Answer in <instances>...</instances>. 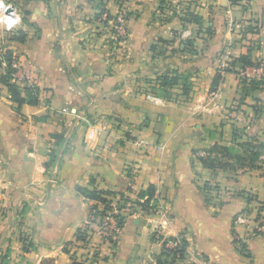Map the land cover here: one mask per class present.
Listing matches in <instances>:
<instances>
[{
    "label": "crops",
    "instance_id": "crops-1",
    "mask_svg": "<svg viewBox=\"0 0 264 264\" xmlns=\"http://www.w3.org/2000/svg\"><path fill=\"white\" fill-rule=\"evenodd\" d=\"M178 1L203 18L201 29L154 20L159 2L132 0L123 54L102 32L99 1L22 3L18 30L27 38L7 49L28 61L26 84L39 88V103L19 108L0 80V263L156 264L164 242L180 236L188 247L175 264H264V231L253 234L257 216L264 226V149L256 167L236 171L201 159L221 157L219 145L264 144V86L246 95L233 64L246 54L264 60V0ZM106 7L116 16L121 6ZM224 65L236 72L212 92ZM165 75L179 79L169 98L152 93ZM150 185L155 213L126 215L115 243L97 222L88 244L76 240L94 204L80 188L136 199Z\"/></svg>",
    "mask_w": 264,
    "mask_h": 264
},
{
    "label": "trees",
    "instance_id": "trees-1",
    "mask_svg": "<svg viewBox=\"0 0 264 264\" xmlns=\"http://www.w3.org/2000/svg\"><path fill=\"white\" fill-rule=\"evenodd\" d=\"M232 3H235L238 0H230ZM100 10L96 15L97 19H101V15L105 12H107V8L105 6V3L99 4ZM189 19H185V23H193L196 24L199 29L203 27V18L194 13L189 12L188 14ZM114 18L116 20V17H113L109 14V20ZM206 32L209 36L214 35V30L211 27H206ZM248 30L250 32H257L258 28L254 26H249ZM198 31V30H197ZM27 38V34L22 30H17L14 34H12L10 41H17V42H24ZM163 41V40H162ZM182 44L186 46H193L194 39L193 38H187L182 40ZM156 46H152V50H155ZM6 60L8 61V69L7 72L0 78L1 82L5 84L11 94V99L14 101L18 107L20 108L24 104H31L36 105L39 103V88L36 86H25L20 87L17 83L12 82V68H11V60H12V51L7 50L6 51ZM264 61V60H262ZM260 60H253L250 54L241 55L239 58L234 60V65L236 62H239L241 64L242 69L246 67H254L259 66L261 64ZM236 72L235 68L232 66H228L225 69L219 68L213 83L211 91L215 92L218 87L220 86L223 75L226 72ZM158 87L152 88V93H154L157 96H162L165 98H169L170 96V88H172L174 85L178 82L177 76H161L158 78ZM243 91L247 92L246 95L249 93V91H253L256 89H259L264 86V80H257V79H251L250 81H243ZM160 90L156 91V90ZM23 92L25 95H23ZM183 93L188 94L189 88L187 85H184L183 87ZM241 152L236 151L235 149L226 147V146H216L215 152L218 154H221V157H203L202 162L209 168L217 169V168H223V169H233L236 171L237 168L241 167H256V162L258 163L259 157L261 154L260 149H264V144L256 142L255 139L246 141L244 143H241ZM56 155L52 154L51 162H56ZM234 163L237 165L235 166ZM205 192H210L209 184H205ZM81 193L89 200L94 201V204L91 209V213L88 219V223L82 227L79 228L76 232V240L80 241L82 243H88V239L90 237V224L94 223L97 218H101L104 216L105 212L111 208V205L113 203L114 198H119L118 205H120V201L123 202V205L120 206L123 208L127 203H131V205L134 207L135 210H142L147 212H153L155 213V210L157 208V199H156V187L154 185H150L147 189L140 191L137 194V199H132L130 196H127L123 192H114V191H108V190H99L97 188H89V187H83L80 188ZM143 199V200H141ZM250 200V198L248 197ZM207 200L209 201L210 198L207 197ZM132 214V213H130ZM260 216V215H259ZM259 216H257L256 219H259ZM119 224L123 228L124 223L126 220V215H120L119 216ZM179 240V244L171 248L169 246V242H177ZM113 243H115L112 240ZM187 240L184 237H174L171 238L169 241L164 242L163 251L162 254L156 257V264H175L179 260H183L186 256L187 252ZM68 251V250H65ZM40 264H55V260L53 258H45L42 260ZM74 264H82V262H76L74 261Z\"/></svg>",
    "mask_w": 264,
    "mask_h": 264
},
{
    "label": "rangeland",
    "instance_id": "rangeland-1",
    "mask_svg": "<svg viewBox=\"0 0 264 264\" xmlns=\"http://www.w3.org/2000/svg\"><path fill=\"white\" fill-rule=\"evenodd\" d=\"M5 1L14 5L16 8H18L22 18L25 17V13L21 10L22 9L21 5L24 1H28V0H5ZM96 1H99L100 4L101 2L105 3V6H107L109 2L113 1L114 3L121 6L118 13H116L117 15L113 16V17H116L117 20L122 21L123 26L121 28L120 26L117 27L118 21L116 20L115 22L114 18H112L108 22L107 20L106 21H103L101 19L99 20L102 22L100 24L103 27L102 32L109 33L108 42H110L113 48H115L117 51L123 54L128 46V39H129V32H130V27H129L130 14L137 15L131 11L135 9L132 3H129L132 0H96ZM156 1L159 3L158 5L155 6V10L153 11V18L154 20H159L163 23L173 18H178L184 21L185 19H189L188 14L189 12H192L190 11L191 8L187 4L180 3L178 0H156ZM130 11L132 13H130ZM107 12L111 14L108 11V9H107ZM184 24H185V21H184ZM199 28L200 27H196L195 31H197ZM12 34L14 33H10V32L7 33L3 29V27L0 25V78L7 72V69H8V61L6 60V51L8 49L5 50V48H7L8 41L10 40ZM2 53H3V56H2ZM12 54H16V53L12 52ZM27 76L29 79L25 78L21 72L13 70L12 82L17 83L18 81H21L20 84L22 87L30 86L26 84V82L30 80V77L28 74ZM20 79H22L23 81ZM0 264H8V262L7 263L2 262Z\"/></svg>",
    "mask_w": 264,
    "mask_h": 264
},
{
    "label": "built area",
    "instance_id": "built-area-1",
    "mask_svg": "<svg viewBox=\"0 0 264 264\" xmlns=\"http://www.w3.org/2000/svg\"><path fill=\"white\" fill-rule=\"evenodd\" d=\"M4 2L6 5H10V7L7 9V14L12 15L13 19H16L17 17H19V22L15 26H13L11 29H8V28L4 27L3 25H1V26L3 27V29L7 33H9V32L15 33L18 30V28L20 27V25L22 24V16H21L18 8H16L14 5L6 2L5 0H4ZM0 11H3V9H0ZM101 20H103V21L107 20V22L110 21L109 20V13L108 12L103 13L101 15ZM116 20H115V22H116ZM117 21H118L117 27L120 26V28H121L123 26L122 21H120V20H117ZM186 35H189V33ZM5 50H7V48H5ZM2 56H3V53H2ZM11 67L13 68V70L21 72L25 78H28V76H27L28 71H29L28 61L25 60L22 56H20L18 54H12ZM227 67H226V65H224V67L222 66L220 68L225 69ZM238 75H239L240 82L242 84H244L243 81L247 82V81H250L251 79L264 80V62H261V64L259 66L246 67V68L242 69L240 71V73H238ZM20 80H22V79H20ZM148 97L152 100H155V101L159 100L157 97H155L153 95H149ZM118 200H119V198H114L113 203L111 205V208L105 212L103 217L97 218L95 221V223L97 222L96 224H98V232H99L100 236L104 240H107V241L116 240L121 233L122 227L119 224V218H120L119 216L120 215H128V214L134 212V207L131 205V203H127L123 208H121L120 206L123 205V202L120 201V205H118V202H117ZM141 200H143V199H141ZM238 222L244 223L245 218L242 216L238 217ZM254 228L255 229H254L253 234H258V233H261L264 231V226H263L262 221L260 219H258V223H256ZM89 242H90V238L88 239V243ZM179 243H180L179 240L177 242H169V246L171 248H174ZM204 264H209V263L204 262Z\"/></svg>",
    "mask_w": 264,
    "mask_h": 264
},
{
    "label": "clouds",
    "instance_id": "clouds-1",
    "mask_svg": "<svg viewBox=\"0 0 264 264\" xmlns=\"http://www.w3.org/2000/svg\"><path fill=\"white\" fill-rule=\"evenodd\" d=\"M9 7L10 5H6L4 0H0V9H3V11H0V25L11 29L19 22V17L13 19L12 15L7 14V9Z\"/></svg>",
    "mask_w": 264,
    "mask_h": 264
}]
</instances>
